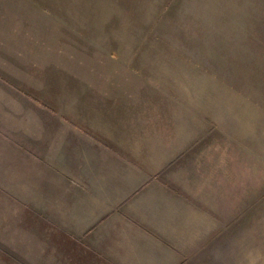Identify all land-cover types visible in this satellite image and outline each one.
<instances>
[{"label": "rangeland", "instance_id": "obj_1", "mask_svg": "<svg viewBox=\"0 0 264 264\" xmlns=\"http://www.w3.org/2000/svg\"><path fill=\"white\" fill-rule=\"evenodd\" d=\"M0 77L18 79L25 111L29 96L87 122L65 93L96 102L101 89L115 96L104 104L119 121L142 108L131 118L138 128L183 142L178 166L185 159L194 176L183 182L204 200L211 186L225 192L216 196L223 221L203 222L198 257L184 263L264 264V0H0ZM148 108L169 130L147 129ZM23 141L0 147V264H95L31 205L29 179L18 193V171L34 167ZM64 196H54L55 217L78 230L89 208Z\"/></svg>", "mask_w": 264, "mask_h": 264}, {"label": "crops", "instance_id": "obj_2", "mask_svg": "<svg viewBox=\"0 0 264 264\" xmlns=\"http://www.w3.org/2000/svg\"><path fill=\"white\" fill-rule=\"evenodd\" d=\"M94 92L96 102H88L87 93H65L70 96L65 98L80 107V117L89 114L86 122L75 112L42 106L29 96L26 100L32 107L21 109L18 96L24 94L18 92V79L0 77V147L22 149L24 138L33 145L30 161L34 167L31 172L18 171V193L26 195L31 186V205L37 211L52 213L49 218L77 238L80 249L95 264H188L184 263L186 258L196 261L199 228L204 221L209 225L223 221L216 196L225 192L211 186V197L200 198L197 187L183 182L185 177H194L192 171L184 170L185 159L178 166L183 142L168 146L167 131L161 141L158 133L138 128L131 118L142 108L127 109L129 118L119 121V108L110 111L106 106L115 96L105 89ZM78 101L80 104L75 103ZM147 110L154 116L146 122L149 131L169 130L166 117H158L159 109ZM90 118L96 123H90ZM191 140L186 139L188 144ZM161 153L164 155L160 157ZM18 159L24 160L23 155ZM28 179L29 187L22 186ZM44 194L48 198L46 209L40 202ZM55 194L65 195L73 208H89L88 220L80 222L78 230L55 217Z\"/></svg>", "mask_w": 264, "mask_h": 264}]
</instances>
